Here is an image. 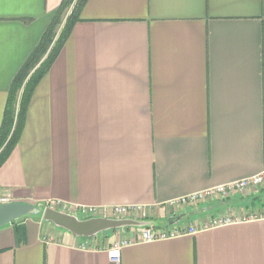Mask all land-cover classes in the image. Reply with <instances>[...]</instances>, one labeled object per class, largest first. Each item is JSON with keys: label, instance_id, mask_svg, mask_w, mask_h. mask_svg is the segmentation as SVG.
Wrapping results in <instances>:
<instances>
[{"label": "crops", "instance_id": "1", "mask_svg": "<svg viewBox=\"0 0 264 264\" xmlns=\"http://www.w3.org/2000/svg\"><path fill=\"white\" fill-rule=\"evenodd\" d=\"M63 1L0 0V126L12 80ZM263 169L264 0H86L34 88L0 191L41 212L55 201L138 206L147 218H108L134 224L81 238L24 217L0 229V264H264V219L142 237L262 212L264 187L169 203Z\"/></svg>", "mask_w": 264, "mask_h": 264}, {"label": "trees", "instance_id": "2", "mask_svg": "<svg viewBox=\"0 0 264 264\" xmlns=\"http://www.w3.org/2000/svg\"><path fill=\"white\" fill-rule=\"evenodd\" d=\"M85 2L86 0L63 1L55 12L38 46L12 80L0 126V150L8 141L0 152V166L8 158L18 141L26 109L34 88L55 60L69 36L74 23L79 20V14ZM68 8L71 11L65 18L63 27L60 29Z\"/></svg>", "mask_w": 264, "mask_h": 264}, {"label": "built area", "instance_id": "3", "mask_svg": "<svg viewBox=\"0 0 264 264\" xmlns=\"http://www.w3.org/2000/svg\"><path fill=\"white\" fill-rule=\"evenodd\" d=\"M264 187V169L257 175L229 183L222 186H217L208 190L196 192L176 200H173L169 203L172 208H177L182 205L193 204L196 205L200 202L210 199H219L224 200L233 194L239 193L246 195L249 190L263 188ZM16 203L12 194L8 192L0 191V205ZM42 211L46 209L58 211L68 215L77 217L78 219L88 220L94 218H114L121 219L125 217H133L136 220H145L147 218L146 209L138 206H115L112 208H96V207H66L61 206L58 202L52 201L47 202L41 208ZM264 219V209L260 213H252L249 215L243 216H217L209 220L208 224H205L198 228L189 227L186 231L179 229H155L152 227H146L143 229V242L151 243L164 241L172 238H176L181 235H193L198 231L207 228H216L228 224H236L242 222H250L255 220ZM121 249L118 245L112 246L108 252L107 256L109 260H112L114 263H118L120 259Z\"/></svg>", "mask_w": 264, "mask_h": 264}, {"label": "water", "instance_id": "4", "mask_svg": "<svg viewBox=\"0 0 264 264\" xmlns=\"http://www.w3.org/2000/svg\"><path fill=\"white\" fill-rule=\"evenodd\" d=\"M38 215H41L44 221L52 223L55 227L67 231L72 236L81 238L92 237L107 230L134 224L125 220H112L107 218L82 220L75 216L50 209L41 212L30 204L12 203L0 205V229L21 218ZM179 220V218H172V221L175 223Z\"/></svg>", "mask_w": 264, "mask_h": 264}, {"label": "rangeland", "instance_id": "5", "mask_svg": "<svg viewBox=\"0 0 264 264\" xmlns=\"http://www.w3.org/2000/svg\"><path fill=\"white\" fill-rule=\"evenodd\" d=\"M70 11H71V9L68 8V11L66 12L65 17H64V19H63V23H62V25L60 26V29L63 27L64 21H65V18H66L67 15L70 13ZM59 31H60V30H59ZM36 218H41V215H40V216H37Z\"/></svg>", "mask_w": 264, "mask_h": 264}]
</instances>
